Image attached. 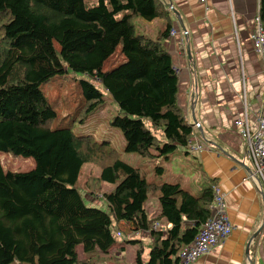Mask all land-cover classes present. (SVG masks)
<instances>
[{"label": "trees", "instance_id": "trees-1", "mask_svg": "<svg viewBox=\"0 0 264 264\" xmlns=\"http://www.w3.org/2000/svg\"><path fill=\"white\" fill-rule=\"evenodd\" d=\"M168 17L160 0H0V154L32 161L25 172L0 165V264H108L119 223L140 232L164 227L151 233L145 264H177L208 217L213 180L195 196L148 182L108 141L71 130L104 105L106 93L124 152L164 164L178 150L188 153L193 127L176 106L177 79L162 46ZM258 17L264 29V0ZM137 19L161 20L156 37L143 34ZM67 71L82 78L80 108L66 125L55 121L41 87ZM163 172L154 167L157 179ZM105 184L114 187L102 191ZM79 189L100 196L108 213L86 206ZM148 195L158 204L149 218ZM128 242L139 244L134 264H142L141 242Z\"/></svg>", "mask_w": 264, "mask_h": 264}, {"label": "crops", "instance_id": "crops-1", "mask_svg": "<svg viewBox=\"0 0 264 264\" xmlns=\"http://www.w3.org/2000/svg\"><path fill=\"white\" fill-rule=\"evenodd\" d=\"M160 2L163 9H169L170 30L174 31L162 40V46L177 79L176 106L193 127L189 140L193 149L184 155L192 157L201 183L213 180L218 187L231 226L222 244L192 264H264V189L256 190L247 180L252 164L243 158L238 137L244 116L247 125L254 127L259 112H264V67L250 41L258 0ZM145 23L143 34L155 38L162 21ZM171 161L164 164L165 170ZM182 171L176 169L175 176ZM173 184L181 188L178 182ZM118 227H126L131 235L139 232L132 224L119 223Z\"/></svg>", "mask_w": 264, "mask_h": 264}, {"label": "rangeland", "instance_id": "rangeland-1", "mask_svg": "<svg viewBox=\"0 0 264 264\" xmlns=\"http://www.w3.org/2000/svg\"><path fill=\"white\" fill-rule=\"evenodd\" d=\"M137 21V27L140 31L145 33L142 25L147 24L145 22ZM147 35L149 31L146 30ZM117 51L113 56L108 58L102 65L101 70L107 71L117 59ZM121 58V57H120ZM120 58L118 61H121ZM80 74H73L67 71L61 77L57 76L53 80L44 84L41 87L44 96L47 101L52 105L55 104L56 122L62 123L65 120L66 125L69 120L74 118L75 114L80 108L81 98L76 87V81L81 79ZM103 93V91H102ZM104 105L101 106L96 112L84 119V122L74 121L71 130L74 135H90L95 141H108L110 145L116 149L118 152V158L123 163L135 167L143 174L144 178L148 181L164 182V183H175L178 182L181 185V189H187L194 196L199 192L201 175L197 170L195 162L189 155H184V153H178L172 157V161L164 169V162L161 160L150 161L145 158H141L133 153H126L123 150V140L119 131L115 128L110 127V120L118 114L116 106L112 103L109 96L103 93ZM61 120V121H60ZM64 123V124H65ZM55 124V123H54ZM194 162V164H193ZM192 164V166H191ZM0 165L3 171L9 172H25L32 168V161L29 159H22L20 157H11L7 154H0ZM162 167L164 172L160 179L154 174V167ZM181 168L182 174L178 177L175 176V170ZM194 167V168H193ZM194 170V171H193ZM173 176H172V175ZM112 185H103L102 191H109L113 188ZM79 194L88 207H94L108 213L107 207L100 196L91 197L85 195L82 189H79ZM158 207L156 200L149 196L144 203V209L148 215L153 216ZM155 208V209H154ZM149 230L146 232H138L137 234L131 235L126 227L119 228L120 236L114 234V245L108 251V255L111 258L108 264H134V256L139 246L138 243H129L128 241L139 240L143 246V251L141 253V260L143 264L147 260L149 245L151 243V238L149 239ZM120 246L122 249H118ZM112 261V262H111Z\"/></svg>", "mask_w": 264, "mask_h": 264}, {"label": "built area", "instance_id": "built-area-1", "mask_svg": "<svg viewBox=\"0 0 264 264\" xmlns=\"http://www.w3.org/2000/svg\"><path fill=\"white\" fill-rule=\"evenodd\" d=\"M169 35L173 36L174 31L171 30ZM250 41L264 67V29L258 15L254 18ZM238 127V137L243 143V158L252 164V170L248 172L246 178L256 190L260 191L262 188L264 189V112H259L254 127L247 125L245 116ZM188 149H193L190 143H188ZM211 190L212 197L208 217L201 224L192 241L180 251L177 264L194 263L199 257L210 253L213 248L222 244L231 233L223 195L216 185H213ZM155 230L164 231L153 224L149 228V232L152 233ZM116 235L120 236L119 232Z\"/></svg>", "mask_w": 264, "mask_h": 264}, {"label": "water", "instance_id": "water-1", "mask_svg": "<svg viewBox=\"0 0 264 264\" xmlns=\"http://www.w3.org/2000/svg\"><path fill=\"white\" fill-rule=\"evenodd\" d=\"M174 13V12H173ZM176 16V15H175ZM176 21H177V23H178V25H179V27L182 29L183 27H182V25H181V23H180V20H179V18H177L176 17ZM259 232V231H258ZM254 237V236H253ZM247 248H248V244H247V246H246V251H247Z\"/></svg>", "mask_w": 264, "mask_h": 264}]
</instances>
